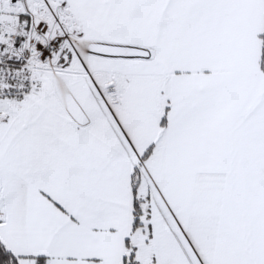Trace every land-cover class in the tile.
Wrapping results in <instances>:
<instances>
[{
	"label": "snow or ice",
	"instance_id": "1",
	"mask_svg": "<svg viewBox=\"0 0 264 264\" xmlns=\"http://www.w3.org/2000/svg\"><path fill=\"white\" fill-rule=\"evenodd\" d=\"M0 264H264V0H0Z\"/></svg>",
	"mask_w": 264,
	"mask_h": 264
}]
</instances>
